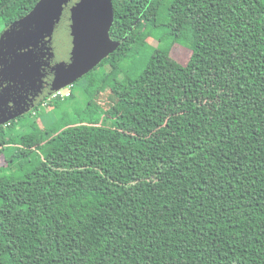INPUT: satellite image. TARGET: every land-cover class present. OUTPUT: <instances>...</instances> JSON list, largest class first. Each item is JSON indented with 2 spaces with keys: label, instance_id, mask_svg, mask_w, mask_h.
<instances>
[{
  "label": "trees",
  "instance_id": "16d2710c",
  "mask_svg": "<svg viewBox=\"0 0 264 264\" xmlns=\"http://www.w3.org/2000/svg\"><path fill=\"white\" fill-rule=\"evenodd\" d=\"M39 1L0 0L3 28ZM113 5L103 102L0 141L26 171L0 177V264H264V0ZM162 28L189 61L125 72Z\"/></svg>",
  "mask_w": 264,
  "mask_h": 264
},
{
  "label": "water",
  "instance_id": "95a60500",
  "mask_svg": "<svg viewBox=\"0 0 264 264\" xmlns=\"http://www.w3.org/2000/svg\"><path fill=\"white\" fill-rule=\"evenodd\" d=\"M113 0H40L0 35V127L73 86L119 46Z\"/></svg>",
  "mask_w": 264,
  "mask_h": 264
},
{
  "label": "rangeland",
  "instance_id": "374dc122",
  "mask_svg": "<svg viewBox=\"0 0 264 264\" xmlns=\"http://www.w3.org/2000/svg\"><path fill=\"white\" fill-rule=\"evenodd\" d=\"M3 24V22H0V35L5 29L3 28ZM150 36L146 44V50H142L141 56H137L134 62H131L133 65L126 64L124 68L125 72L128 71L131 72L133 76H138L144 69L146 60L154 48L170 50L171 56L182 65H185L189 61L191 51L184 45L173 44L171 38L165 35V29L154 30ZM132 66H136V69L133 68V70H131ZM107 71H109V68L103 66L88 77L76 82L73 86L62 89L64 96L68 93H73L72 97L58 100L52 99L51 97L45 103L37 106L32 113L30 112L15 120L12 126H8L7 124L3 129H1V126L0 141L3 139L9 140L11 138L19 139L20 135L24 133H39L43 128L42 125L47 126L49 129L57 130L75 124L79 116L87 118L88 113L86 109L90 100H93L96 104L98 103L97 101L103 102V97L107 88H101L100 84L103 75ZM123 74L124 71L121 72L120 75L117 74V78L123 80ZM99 90L101 93L100 96L96 94ZM95 116L98 119L101 117V114ZM102 119L103 118H101V120ZM32 125H36V129H34ZM13 150V146L10 145L0 156V177H22L24 173H26V171L20 168L18 163L13 165L7 161L8 158L10 159ZM28 168L25 170H28Z\"/></svg>",
  "mask_w": 264,
  "mask_h": 264
},
{
  "label": "built area",
  "instance_id": "2783aa9c",
  "mask_svg": "<svg viewBox=\"0 0 264 264\" xmlns=\"http://www.w3.org/2000/svg\"><path fill=\"white\" fill-rule=\"evenodd\" d=\"M69 95H70V94L68 93L67 95L64 96V94L62 93V90H61V91L57 92L56 94H54V95L52 96V98H57L58 96H60L62 99H65V98H67Z\"/></svg>",
  "mask_w": 264,
  "mask_h": 264
}]
</instances>
